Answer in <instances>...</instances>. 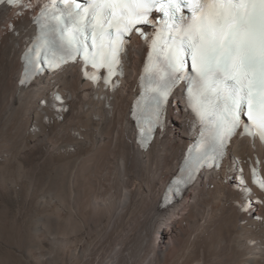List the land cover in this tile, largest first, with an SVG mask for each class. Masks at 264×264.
Listing matches in <instances>:
<instances>
[{"label": "bare ground", "instance_id": "obj_1", "mask_svg": "<svg viewBox=\"0 0 264 264\" xmlns=\"http://www.w3.org/2000/svg\"><path fill=\"white\" fill-rule=\"evenodd\" d=\"M42 5L0 6V264H264V188L251 182L253 169L264 181V146L235 136L219 168L161 209L198 126L169 108L137 148L129 115L149 33L131 36L110 85L73 62L21 87Z\"/></svg>", "mask_w": 264, "mask_h": 264}, {"label": "snow or ice", "instance_id": "obj_2", "mask_svg": "<svg viewBox=\"0 0 264 264\" xmlns=\"http://www.w3.org/2000/svg\"><path fill=\"white\" fill-rule=\"evenodd\" d=\"M20 2L7 0L10 5ZM60 2L63 9L50 0L51 7L45 5L34 18L48 22L40 24V43L24 54V79L39 71L41 59L49 67H58L77 55L85 64L114 74L126 43L124 35L139 24L155 25L157 19H150L155 13L160 17V29L151 41L155 60L151 69H145L154 85L146 89L154 107L146 116L141 109L147 134L160 122L167 96L184 81L188 103L205 128L202 147L212 145L222 155L228 139L241 126L264 141V0ZM136 31L145 36L139 28ZM189 57L194 74L186 72ZM253 174L255 178L256 169ZM260 183L264 188V182Z\"/></svg>", "mask_w": 264, "mask_h": 264}, {"label": "rangeland", "instance_id": "obj_3", "mask_svg": "<svg viewBox=\"0 0 264 264\" xmlns=\"http://www.w3.org/2000/svg\"><path fill=\"white\" fill-rule=\"evenodd\" d=\"M3 182H7V180L3 181ZM3 182H0V183H3Z\"/></svg>", "mask_w": 264, "mask_h": 264}]
</instances>
